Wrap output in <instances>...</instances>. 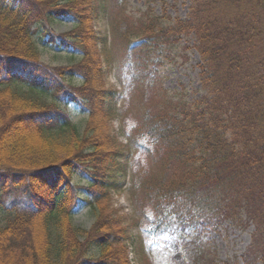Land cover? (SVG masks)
<instances>
[{"label":"trees","instance_id":"16d2710c","mask_svg":"<svg viewBox=\"0 0 264 264\" xmlns=\"http://www.w3.org/2000/svg\"><path fill=\"white\" fill-rule=\"evenodd\" d=\"M111 2L112 10L127 9L126 0ZM189 2L185 18L163 23L166 17L149 8L126 45L134 63L126 69L127 89L150 84L151 57L180 34L195 35L200 56L199 97L156 115L145 112L131 128L140 151L153 158L148 153L159 149L156 163L165 168L156 180L141 169L132 186L143 236L195 231L199 238L226 225L252 226L241 261L204 255L199 262L264 264V0ZM0 10L36 24L25 29L0 20V192L20 194L25 208L0 227V264H132L125 222L109 204L117 150L106 129L107 103L117 92L104 82L107 41L94 27L97 0H0ZM54 22L73 28L57 32ZM32 37L81 59L43 63ZM69 107L86 116L81 132ZM172 163L179 170L174 176L166 174ZM87 205L98 213L82 235L70 221ZM55 219L58 232L48 224Z\"/></svg>","mask_w":264,"mask_h":264},{"label":"rangeland","instance_id":"374dc122","mask_svg":"<svg viewBox=\"0 0 264 264\" xmlns=\"http://www.w3.org/2000/svg\"><path fill=\"white\" fill-rule=\"evenodd\" d=\"M111 3V0H97L99 12L97 18H94V27L98 36L107 41L101 48L104 82L108 88L117 92L107 103L111 116L107 120L106 129L115 136L114 146L117 150L110 173L113 187L110 190L109 204L122 215L129 233V260L132 264H200L201 259L210 255L219 260L238 262L251 243L252 226L243 229L226 225L219 230L205 231L199 238L195 231L186 232L187 235L183 237L175 231L163 232L160 237L151 239L143 236L142 213L137 208V191L132 186L141 169L142 172H150L145 177L147 180L148 177L156 180L165 168L156 163L160 159L159 149H151L148 153L153 154V158H148L146 152L140 151L139 144H135V128L133 132L131 128L133 123L140 122L145 112L156 115L169 108L170 104L188 105L199 97L202 93L198 75L200 56L194 46L195 35L191 32L180 34L173 43L162 46L151 57L148 64L150 79L146 80L150 84L146 83L138 88L133 84L127 89L125 83L129 72L126 69L131 70L134 63L129 59L126 45L136 36L135 26L140 21L141 14L151 8L155 15L166 17L160 20L161 23L169 22L174 18H185L191 3L189 0H126L125 12L112 10L114 7ZM126 16L129 19L125 20ZM0 20L14 21L25 29L36 27L31 21L11 16L2 10ZM123 22L129 27L127 30L121 27ZM51 25L57 32L73 28V24L68 22H54ZM31 39L39 60L43 63L52 66L69 65L81 59L78 53L55 51L35 41L33 37ZM133 45L138 44L133 41ZM66 112L81 132L86 116L76 112L73 107L67 108ZM172 165L173 163L166 165L167 175L173 173L174 176L179 172ZM74 182L84 184L78 177H74ZM19 195L15 192H0V227L5 226L18 211L25 212L23 204L18 203ZM14 203L18 205L14 206ZM27 205L28 210L30 206L28 203ZM97 213V207L90 205L72 217L70 222L74 227L80 228L82 233L90 229ZM48 222L52 231H59L56 225L58 220ZM198 246L201 254L196 250Z\"/></svg>","mask_w":264,"mask_h":264}]
</instances>
